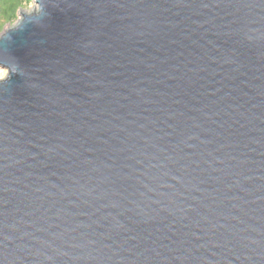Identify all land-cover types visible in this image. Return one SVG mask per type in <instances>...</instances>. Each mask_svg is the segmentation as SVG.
<instances>
[{"label":"water","instance_id":"obj_1","mask_svg":"<svg viewBox=\"0 0 264 264\" xmlns=\"http://www.w3.org/2000/svg\"><path fill=\"white\" fill-rule=\"evenodd\" d=\"M0 55V264H264V0H47Z\"/></svg>","mask_w":264,"mask_h":264},{"label":"clouds","instance_id":"obj_2","mask_svg":"<svg viewBox=\"0 0 264 264\" xmlns=\"http://www.w3.org/2000/svg\"><path fill=\"white\" fill-rule=\"evenodd\" d=\"M46 2L47 0H0V45L29 24L41 26L46 14ZM14 75H24L23 69L15 60L0 55V89Z\"/></svg>","mask_w":264,"mask_h":264}]
</instances>
